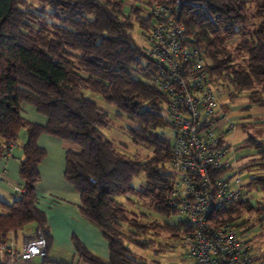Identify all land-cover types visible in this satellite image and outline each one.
<instances>
[{
    "label": "trees",
    "instance_id": "obj_1",
    "mask_svg": "<svg viewBox=\"0 0 264 264\" xmlns=\"http://www.w3.org/2000/svg\"><path fill=\"white\" fill-rule=\"evenodd\" d=\"M154 1L125 10L123 0H37L39 6L29 0H0V156L17 143L21 128L27 133L18 171L25 190L10 202L0 199L1 233L27 225L45 229L46 215L36 204L35 185L46 153L37 138L48 133L73 145L65 151L64 178L80 194L82 216L108 242L109 256L102 259L75 238V256L82 264H154L134 256L127 242L147 247L153 242L149 234L182 236L183 218L150 220L144 211L129 216L117 198L135 194L149 200L157 213H178L168 203L174 177L166 169L170 142L154 130L168 123L145 108L161 107L164 94L156 82V65L132 33L137 24L145 32L152 17L149 11L146 16L141 12ZM251 1L181 0L179 18L191 44L210 58L213 82L231 98L247 91L251 100L264 105V0L250 15L255 18L252 26L246 27ZM241 33L242 39L229 47L227 39ZM85 90L98 94L117 109V116L125 115L133 123L127 126L133 141L152 148L146 159L126 158L117 151L102 130L107 111ZM22 103L33 106L46 121L24 117ZM245 141L261 153L258 165L263 169L248 185L264 189V138L249 136ZM142 172L145 182L137 186L133 178ZM252 213L259 215L264 235V204L248 198L217 207L211 220L248 229L256 224L245 216ZM45 236L49 246L50 237L46 232ZM41 264L77 263L47 254Z\"/></svg>",
    "mask_w": 264,
    "mask_h": 264
},
{
    "label": "built area",
    "instance_id": "obj_2",
    "mask_svg": "<svg viewBox=\"0 0 264 264\" xmlns=\"http://www.w3.org/2000/svg\"><path fill=\"white\" fill-rule=\"evenodd\" d=\"M180 2L156 0L148 6L152 19L143 48L156 65V82L164 94L161 107L145 108L174 131L168 139L169 164L174 169L168 203L176 206L185 223L180 244L188 264H259L260 247L254 245L248 229L211 220L214 209L250 199V193L246 184H238L239 177L233 178L240 171H231V147L224 143L225 134L236 126L222 109L225 91L213 82L210 58L186 35ZM13 190L17 194L25 188L19 183ZM47 254L45 231L38 225L0 232V264H41Z\"/></svg>",
    "mask_w": 264,
    "mask_h": 264
},
{
    "label": "rangeland",
    "instance_id": "obj_3",
    "mask_svg": "<svg viewBox=\"0 0 264 264\" xmlns=\"http://www.w3.org/2000/svg\"><path fill=\"white\" fill-rule=\"evenodd\" d=\"M29 1L36 6H39L37 5V0ZM143 1L146 0H123L125 10H127L132 4L140 5ZM259 1L260 0L251 1L246 27H251L252 22L255 21V18L250 15L255 11ZM47 7L48 6H45V8ZM147 11H149V8L144 6V10L141 12V14L146 16ZM143 32L144 30L141 29L138 24L134 25L132 33L134 34V37L138 43L144 47L148 44V40L144 36L145 32ZM242 34L243 33L229 37L227 39V44L229 47H232L240 39H242ZM247 93V91H243L242 93L238 94V96L231 98L226 94L225 91L221 96L220 100L221 103H223L222 109L225 111L226 116L231 118V121L236 124L233 130L225 134L224 143L231 147L228 153L232 159L231 171H235L237 169L240 171V173L236 172L233 175V178L239 177L238 184L243 183L247 185V189L250 193V200L252 202L264 204V189L259 185H248L252 176L263 171L262 167L258 165L262 159V155L261 153L257 152L253 146H250L245 141L249 136L264 138V105H260L257 102L251 100ZM85 94L94 99L100 107L107 111V123L102 128V130L105 137L113 142L117 151L122 156L135 160H144L152 153L151 146L143 141H133L132 137L128 134L127 126L133 123L130 122L125 115L117 116V109L112 104L105 102L98 94L92 93L90 90H85ZM154 130L162 137L167 139H171L173 137L174 131L170 124H167L166 126H156ZM166 169L170 172H174V169L169 164H166ZM144 182L145 174L143 172L139 173L133 178V183L137 186L144 184ZM3 193H0V199L9 200V196L5 197ZM38 198L39 197H37V201ZM117 198L124 202L129 216L133 212L144 211L148 214V218L150 220L158 219L163 221L168 219L175 221L181 217L179 213L169 217L164 214L157 213L152 209L151 202L149 200L142 199L135 194L129 195V199H127L125 196H118ZM43 212L46 215L44 210ZM245 216H249L251 219L256 221L254 227L248 228V231L253 236L254 245L260 247V251L258 253V263L264 264V235H261V229L263 226L261 227V225H259L260 217L256 213L245 214ZM74 225L76 224L67 218L61 222V225L55 224L53 226L56 237L54 240L55 245L52 247L53 257L51 258L64 262L75 261L77 257L75 256L73 241L75 238L79 239L81 242L83 241L79 238L76 232L67 231L70 229V226ZM45 227L46 229L49 227L47 217ZM44 231L47 233V230L44 229ZM147 237L153 239V242L147 247H141L137 244L127 242V245L133 251L134 256L138 258H145L147 261L154 264H188L190 262V259L186 255L184 248L180 244L179 238L172 237L169 233L164 232L160 234H149ZM69 239L73 248H70L69 245H67V241ZM83 243L85 244V242ZM160 245H163L164 248H161ZM85 246L89 248L86 244ZM89 249L91 250V248Z\"/></svg>",
    "mask_w": 264,
    "mask_h": 264
},
{
    "label": "crops",
    "instance_id": "obj_4",
    "mask_svg": "<svg viewBox=\"0 0 264 264\" xmlns=\"http://www.w3.org/2000/svg\"><path fill=\"white\" fill-rule=\"evenodd\" d=\"M221 104L223 106V103ZM21 107L24 117L40 123L46 121V117L38 113L30 104L22 103ZM26 138V130L21 128L17 143H14L10 147L7 154L0 156V172L3 174V178L0 180V193L5 192L3 193L5 197L9 196V200H6L8 202L15 196L13 186L21 183L18 172L19 159L22 156L21 143ZM37 143L46 151L45 156L38 165L40 179L36 183V190L37 197H39L37 204L46 212L47 222L49 224L48 229L45 227L50 237L48 256L50 258L53 257L52 247L55 245L54 240L56 237L53 226L55 224L61 225V222L68 218L76 225L70 226V229L67 231L76 232L79 238L91 248V251L100 258L107 259L109 256L107 240L103 237L97 226L82 216L80 211V194L64 178L65 151L73 145L48 133H41L37 138ZM69 241L70 239L67 241V245L73 248L71 241ZM75 261L72 262L77 264L83 263L81 259L76 258Z\"/></svg>",
    "mask_w": 264,
    "mask_h": 264
}]
</instances>
